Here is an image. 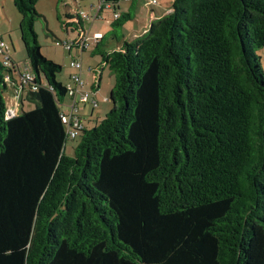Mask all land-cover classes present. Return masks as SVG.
I'll list each match as a JSON object with an SVG mask.
<instances>
[{"label": "trees", "instance_id": "trees-1", "mask_svg": "<svg viewBox=\"0 0 264 264\" xmlns=\"http://www.w3.org/2000/svg\"><path fill=\"white\" fill-rule=\"evenodd\" d=\"M38 2L13 0L35 80L0 58V264H264V0H172L120 50L97 40L111 109L72 155ZM7 76L34 109L8 117Z\"/></svg>", "mask_w": 264, "mask_h": 264}, {"label": "rangeland", "instance_id": "rangeland-1", "mask_svg": "<svg viewBox=\"0 0 264 264\" xmlns=\"http://www.w3.org/2000/svg\"><path fill=\"white\" fill-rule=\"evenodd\" d=\"M172 0H158V4L152 5V0H137L136 7H133V0H122L118 3V13H128L132 15L133 20L126 22L125 26L117 30V34L120 37H128L131 31L141 30L143 24L147 23L149 13L152 10L156 12H162L167 7L171 6ZM100 4V0H39L36 5V10L41 17L36 21L35 32L38 37V42L41 45V52L47 59L61 65L63 70L57 75L58 81L66 84L69 80L71 72L73 70L79 71L71 67V62L77 60L80 62L84 69L88 68L87 63L91 61H98V57H92V52L96 49L95 40L97 34L101 37H105L104 43L101 46L103 49L112 50L116 46V40L111 36L113 31L112 21L114 19L113 11H103L102 19H96L97 10ZM85 14L89 18H84L82 21L83 28L85 29L84 41L86 45V51L82 52L80 48L75 46L72 50L66 48V44H72L78 41L80 31L71 30L72 28L65 27L62 21L68 24L76 19H69L66 14ZM61 15L62 21L59 19ZM10 21L7 19V26H0V36L10 46L12 56L21 62H25L27 59V53L21 40L20 35V21L21 16L14 6L13 0H11V11L9 12ZM5 19V18H4ZM69 27V26H68ZM73 27V26H71ZM74 28V27H73ZM80 32V33H79ZM15 47V51H14ZM17 51V52H16ZM258 55L263 58L262 66L264 68V52L257 51ZM109 68L105 69L104 82L101 87V92H111L112 86L115 83L114 76ZM112 83L108 84V81ZM112 85V86H111ZM111 86V89H110ZM4 99L7 107L14 105L15 98L10 91L4 94ZM111 105V102H110ZM68 104L61 105V109L68 112ZM35 105L27 100L24 101V111H30L34 109ZM90 107V106H89ZM9 111V109H8ZM98 109H96L97 114ZM22 112V111H20ZM96 120L89 123L90 126L94 125ZM80 141V136L76 139H69L66 143V154L71 155L74 152L75 147Z\"/></svg>", "mask_w": 264, "mask_h": 264}, {"label": "crops", "instance_id": "crops-1", "mask_svg": "<svg viewBox=\"0 0 264 264\" xmlns=\"http://www.w3.org/2000/svg\"><path fill=\"white\" fill-rule=\"evenodd\" d=\"M171 4H172V1H171ZM135 5H137V3ZM132 6L136 7V6H134V3L132 4ZM118 9H120L119 6H118ZM10 11H11V0H0V26H3V25L7 26L6 20L8 19L10 21V17H9ZM171 11H172L171 6L167 7L165 10H162V12H156V11L151 9V11L149 13V17L147 19V23L143 24V27L141 30L131 31V33L128 37L122 36V37H120L121 39H118V40L115 39L116 40V46L114 48H110V49H112L110 51L106 50V49L105 50L108 52H111L114 50H120L125 41L130 42V41H133L136 38L146 34V32L148 31V29H149V27L153 21H156V20L162 18L163 16L169 14ZM97 35L101 36L100 34H97ZM0 38H1V36H0ZM14 51H15V47H14ZM262 52H264V49L262 50ZM10 54H12V52ZM92 57H98V56L92 55ZM11 58L15 62H21V61H17L12 55H11ZM87 67L88 68L84 69L83 65L81 64L80 71L73 70V72H71V74H70L68 82L65 85L70 84L71 75H73L77 72H80L83 79H85L87 81L88 85L94 90V92H95L94 97L98 102V107L93 108L91 105L85 104V105L78 106V111H77V114L81 116V119L84 122L85 129H91V128L97 126L99 124V122L101 120H103L105 118V116L107 115V113L110 111V109H111L110 101L105 102L104 99L105 98L110 99L111 92H109V94H108V91H106L104 93L101 92V87L103 85V82L105 81L104 80V72H105V69L107 68L104 65L102 66L101 58L98 57V61H95V62L94 61L88 62ZM98 69H99V71H98ZM111 76H112V74H111ZM109 83L111 84L112 81L109 80L108 84ZM111 86H110V89H111ZM112 87H114V85ZM112 89H111V91H112ZM8 91H10L12 96L15 98L14 86L10 85ZM23 97H24V95H23ZM15 100L16 101H15L14 105L7 107L9 110H12L13 115L20 114L21 113L20 111H22V109L24 108V105L22 108L18 99L15 98ZM64 103L69 104L70 103L69 99H66L64 101ZM96 109H98L97 114H96ZM94 120H96V123L94 125L90 126V124H88V122L91 123Z\"/></svg>", "mask_w": 264, "mask_h": 264}, {"label": "built area", "instance_id": "built-area-1", "mask_svg": "<svg viewBox=\"0 0 264 264\" xmlns=\"http://www.w3.org/2000/svg\"><path fill=\"white\" fill-rule=\"evenodd\" d=\"M152 5L158 4V0H152ZM105 9H112V5H107L104 6L103 4H99L98 10H97V15L96 19H102V13L105 11ZM114 19L119 18V13H114ZM82 18H89L88 16H85V14L81 13ZM101 36L97 35V40H99ZM82 43L80 45V49L82 52L84 49H86L85 41H84V35H82ZM66 48H70L69 44H67ZM0 58L5 64H8L10 61V48L7 43L4 41H0ZM20 75H19V80L20 82L25 85L31 84L34 80V74L31 72L30 66L28 61L26 60L25 62H20L18 64ZM71 67L74 69H78L80 71L81 69V63L78 61H74L71 63ZM70 84L67 85V91H68V99L70 103L68 104V112H65L62 110V120L63 123L66 126V135L67 139H76L78 136H80L81 131L85 129L84 122L81 119V116L77 114L78 111V106L80 105H85L89 104L93 108L98 107V102L95 99V92L94 90L88 85L87 81L83 79L81 76L80 72H77L73 75H71L70 78ZM6 81L14 86V91H15V98L19 100V96L22 94L24 88L23 87H18V85H15L11 82L9 76L6 77ZM32 89L33 91L37 90V86L32 84ZM105 102H108L109 99L105 98ZM13 112L12 110L8 111V117H12Z\"/></svg>", "mask_w": 264, "mask_h": 264}]
</instances>
